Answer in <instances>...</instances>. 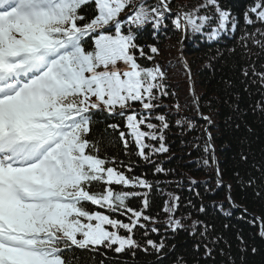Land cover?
Wrapping results in <instances>:
<instances>
[{
	"label": "snow or ice",
	"instance_id": "6c2138e0",
	"mask_svg": "<svg viewBox=\"0 0 264 264\" xmlns=\"http://www.w3.org/2000/svg\"><path fill=\"white\" fill-rule=\"evenodd\" d=\"M172 4L0 0V264H121V254L137 252L154 257L153 264H250V256H264L255 244L258 238L264 245V211L252 214L236 200L240 194L264 205V64L258 66L264 0H252L239 14L226 0H201L188 10ZM169 30L179 33L181 53L190 36L231 38L238 48L227 54L243 63L232 65L236 78L221 76L227 98L209 101L210 109L214 103L228 109L217 123L200 110L194 74L183 61L197 115L207 125L200 162L210 169L208 179L189 184L203 186L207 195L196 191L199 203L187 201L195 212L180 216L181 196L168 193L161 222L159 213L148 214L159 182L132 175L134 162L109 156L106 145L115 139L125 156L134 151L154 174H168L154 157L171 151L173 125L162 98L175 94L156 60V40ZM225 55L217 49L206 67L216 72ZM171 109L179 114L181 105ZM213 115L220 116L219 109ZM175 127L182 136L197 130L195 118L184 116ZM217 139L224 153H233L231 168L220 167ZM192 146L200 148L196 141ZM221 190L224 198L217 201ZM134 198L139 209L130 206ZM233 218L256 229L252 243L241 231L234 233L235 246L225 239Z\"/></svg>",
	"mask_w": 264,
	"mask_h": 264
},
{
	"label": "trees",
	"instance_id": "16d2710c",
	"mask_svg": "<svg viewBox=\"0 0 264 264\" xmlns=\"http://www.w3.org/2000/svg\"><path fill=\"white\" fill-rule=\"evenodd\" d=\"M201 0H173L172 7L174 10H179L181 7L184 10H188L198 3ZM229 7H232L237 14H239L247 5H249L252 0H226ZM257 27H261L259 24ZM249 31H255L253 28H249ZM237 38L239 37V33L236 34ZM179 39V33H176L174 30H169L165 33H160L156 42L158 47L164 54L167 52H175L181 50V45L177 44V40ZM151 42V40H149ZM237 47L238 44H234L232 39H224L223 37L216 41H207L206 39L196 40L194 37H191L185 42L183 46L182 52L184 53V57L186 56L185 61L190 66L193 75L194 81V92L195 96L199 97V105L200 110L204 115H212L213 119L219 123L222 118L226 117L228 112L227 107H221L219 103H214L213 107L209 108V101H223L227 97L223 95L221 89L222 85L220 84L221 76H231L236 78L238 76V70L234 71L232 65L237 61L243 63L240 60V56H230L227 54V48ZM217 49L224 51L225 61L226 63L221 67L218 66L217 71L213 72L210 68L206 67L208 63L209 57L214 53ZM253 51H259L256 46H253ZM174 57V56H173ZM178 58V57H176ZM174 58V59H176ZM174 60V69L171 68L166 63L163 66L168 73V79L166 83L168 84V91L170 93H174V96H170L167 98H162V103L164 108L162 109L163 113H167L172 122V130L168 133V144L170 145V153L167 155H161L158 157H154L161 166L166 168L168 174H154V169L151 165L145 164L142 160L135 156L134 151L131 155L125 156L123 154L122 145L117 141L113 140L112 143L107 144V154L109 156H117L122 161L132 160L134 162V168L132 175L146 176L147 179L158 183V191H154L150 197L151 200V208L148 212L150 215H157L159 213V219L163 222L166 217L164 216L162 209L164 207L165 201L168 199V193H175L180 195L182 198V207L180 209L179 215L186 216L188 211L195 212L194 209L187 208V201L189 199L193 200L196 203H199V198L196 197L195 192L199 191L204 195H207L204 192L203 186L199 188H193L189 184L190 179H196L198 181H204L209 178L210 169L205 168V166L200 162V158L203 155V142L206 137L202 136L203 128L207 127L205 122L199 119L197 115V109L193 102V87L192 81H189L186 74V69L184 67V63H182V59ZM255 59V57H253ZM157 60V57H156ZM161 65L162 61L157 60ZM147 66H151V62H144ZM260 64H264V59L258 61V66ZM183 100V101H182ZM179 103L181 105V112L176 114L174 109H171V106ZM245 102H249V98L245 97ZM140 107L139 105H137ZM243 107V104H242ZM219 109L221 115L216 116L213 113ZM181 116L188 118H195V123L197 130L191 133H185L183 136L181 135V130L175 127V121L179 119ZM155 122V121H153ZM104 130V122L101 121L99 124L98 131L102 132ZM212 134L217 135V129H211ZM200 137L197 141L196 138ZM196 141L200 145V148L197 149L193 147V142ZM226 143V141H225ZM222 142L217 139L216 140V149L217 156L220 159V167L224 169L225 167L231 168V158L233 153L228 152L224 153L222 150ZM224 179L226 182H231L230 173L226 172ZM190 188L192 190H190ZM236 190L234 189V193ZM225 192L223 190L220 191L218 196H215V200L220 201L223 200ZM237 203L243 204L248 207L249 212L255 215H261L262 211H264V205L259 202H255L251 196L248 199H242L240 194H236ZM206 204H210L212 201L205 199L203 201ZM130 206L133 208L139 209L141 207V202L139 198H134L130 201ZM239 215V212L236 213ZM121 219H125L124 217H120ZM203 218V217H202ZM234 228L231 230H227L223 232L225 239L229 240L233 246H235L236 241L234 238V233L236 231H241L249 238L250 243L253 242V238H255L256 229L253 228L247 222H239L237 223L235 218H233ZM217 228H220L221 221H216ZM151 226V225H150ZM161 231L164 229L161 225ZM153 238L155 234H152ZM139 238V236L137 237ZM185 234L180 233V240H185ZM255 244L257 247H264L261 244L258 238H255ZM112 253L108 254V259L111 262L113 258ZM96 259V258H94ZM154 257L145 255L143 252H137L135 257L129 255L120 256L121 264H153ZM250 264H264V256H256L249 257Z\"/></svg>",
	"mask_w": 264,
	"mask_h": 264
},
{
	"label": "rangeland",
	"instance_id": "374dc122",
	"mask_svg": "<svg viewBox=\"0 0 264 264\" xmlns=\"http://www.w3.org/2000/svg\"><path fill=\"white\" fill-rule=\"evenodd\" d=\"M172 52H167L165 56H169ZM183 101V100H182Z\"/></svg>",
	"mask_w": 264,
	"mask_h": 264
}]
</instances>
